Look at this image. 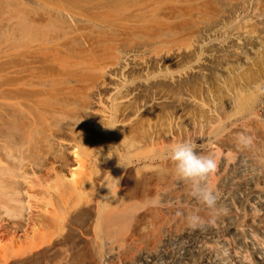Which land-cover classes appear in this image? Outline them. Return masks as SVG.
<instances>
[{
	"label": "rangeland",
	"instance_id": "rangeland-1",
	"mask_svg": "<svg viewBox=\"0 0 264 264\" xmlns=\"http://www.w3.org/2000/svg\"><path fill=\"white\" fill-rule=\"evenodd\" d=\"M263 65L264 0H0V264H98L108 235L129 264L206 218L170 149L262 144Z\"/></svg>",
	"mask_w": 264,
	"mask_h": 264
},
{
	"label": "bare ground",
	"instance_id": "bare-ground-1",
	"mask_svg": "<svg viewBox=\"0 0 264 264\" xmlns=\"http://www.w3.org/2000/svg\"><path fill=\"white\" fill-rule=\"evenodd\" d=\"M249 89L256 95L257 99L255 101L254 111L257 114L258 123L261 125L264 132V69L258 78L249 85ZM262 140V144L255 141L248 148H244L240 144H237L236 147L228 146L223 154L218 156L219 148L216 146L217 143L213 138H199L196 151L199 153L207 152L217 157L216 162L218 164L219 175L213 185L209 184V177L207 185L219 196L217 204L218 210L207 208L191 194L192 203L197 204L205 211L209 212L207 217L203 218V226L195 229L190 228L181 235L173 238L165 237L160 239L155 243L152 249L139 251L135 259L129 264H264V139ZM230 150L235 152L234 157L228 156ZM9 158H11V156ZM6 169L7 168L3 171L4 174L2 176H13L15 170L6 171ZM2 170L3 169L0 170V173H2ZM10 171L13 172L11 175L8 173ZM5 174L8 175L5 176ZM12 176L10 179L13 178ZM3 177H0V179ZM10 179H6L5 181L8 182ZM2 180H0V182ZM2 183L4 182H1L3 186L4 184ZM82 183L83 182L76 183L74 186L76 191L74 192L78 193L77 191L85 187L84 183L82 187ZM178 185L180 184L175 183L174 189L177 188ZM15 191L14 193H16V195H18V192L20 195V191ZM6 192L8 191L6 190ZM79 194L78 196L81 195ZM7 197L10 198V196ZM171 198L169 193L162 195L163 202H170ZM14 199L11 197L9 200L12 202ZM21 203L22 202L19 203V206ZM19 206H17L18 210L22 208V206H20V208ZM32 220L30 219V222H32ZM55 226L56 223L54 227ZM56 227L59 228L56 230L57 233L55 238L53 236L52 240L55 243H52V249L48 248V251H46V254L50 257L53 255L54 249L56 250L53 244H61L60 241L62 240L61 236L63 233L60 232L62 230L60 229L61 223L60 226L58 225ZM59 229L60 231H58ZM63 230L62 232H64ZM10 244L13 245V243ZM99 247L98 264H107L114 259L115 247L109 235L102 240ZM74 248L75 251L78 250V246L75 245ZM57 250H59V247ZM68 252L66 250L62 251V260L60 264L70 263Z\"/></svg>",
	"mask_w": 264,
	"mask_h": 264
},
{
	"label": "clouds",
	"instance_id": "clouds-1",
	"mask_svg": "<svg viewBox=\"0 0 264 264\" xmlns=\"http://www.w3.org/2000/svg\"><path fill=\"white\" fill-rule=\"evenodd\" d=\"M238 143L244 148L252 145V137L240 134ZM169 159L174 163L177 176L191 184L192 196L211 210H218V194L207 185V180L216 170L217 164L213 157L196 151L195 145L190 142H181L170 149ZM190 228L201 227L203 219L198 214L186 217Z\"/></svg>",
	"mask_w": 264,
	"mask_h": 264
}]
</instances>
